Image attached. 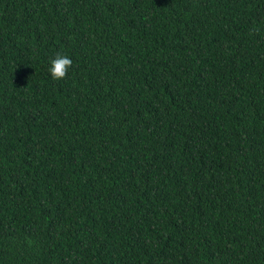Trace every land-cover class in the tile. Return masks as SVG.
<instances>
[{
  "label": "trees",
  "instance_id": "1",
  "mask_svg": "<svg viewBox=\"0 0 264 264\" xmlns=\"http://www.w3.org/2000/svg\"><path fill=\"white\" fill-rule=\"evenodd\" d=\"M0 264H264V0H0Z\"/></svg>",
  "mask_w": 264,
  "mask_h": 264
},
{
  "label": "clouds",
  "instance_id": "2",
  "mask_svg": "<svg viewBox=\"0 0 264 264\" xmlns=\"http://www.w3.org/2000/svg\"><path fill=\"white\" fill-rule=\"evenodd\" d=\"M71 65V57L58 52L49 60L47 72L52 80L59 81L67 75Z\"/></svg>",
  "mask_w": 264,
  "mask_h": 264
}]
</instances>
